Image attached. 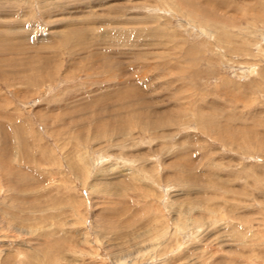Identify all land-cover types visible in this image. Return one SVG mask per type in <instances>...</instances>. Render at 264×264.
Returning <instances> with one entry per match:
<instances>
[{
	"label": "rangeland",
	"instance_id": "1",
	"mask_svg": "<svg viewBox=\"0 0 264 264\" xmlns=\"http://www.w3.org/2000/svg\"><path fill=\"white\" fill-rule=\"evenodd\" d=\"M0 264H264V0H0Z\"/></svg>",
	"mask_w": 264,
	"mask_h": 264
},
{
	"label": "bare ground",
	"instance_id": "2",
	"mask_svg": "<svg viewBox=\"0 0 264 264\" xmlns=\"http://www.w3.org/2000/svg\"><path fill=\"white\" fill-rule=\"evenodd\" d=\"M206 3H207V2H206ZM199 11H200V10H199ZM209 26H210V25H209ZM18 37H19V36H18ZM104 37H105V36H104ZM12 39H13V38H12ZM12 39H11V40H12ZM17 39H18V38H17ZM29 39H30V38H28L27 40H29ZM5 40H6V39H5ZM15 40H16V39H15ZM18 40L21 41L20 39H18ZM22 40H24V39H22ZM105 40H107V39H105ZM7 41H8V40H7ZM19 41H18V42H19ZM25 41H26V40H25ZM5 42H6V41H5ZM12 42H15V41L12 40ZM12 42H11V43H12ZM6 43H7V42H6ZM8 43H9V42H8ZM60 43H61V42H60ZM20 44H21V43H20ZM44 44H45V43H44ZM12 45H15V44H12ZM18 45H19V44H18ZM45 45L47 46V44H45ZM1 46H2V45H1ZM3 46H4V45H3ZM8 46H9V45H8ZM7 48H9V47H7ZM18 48H20V47H16V48H13V49H14V50H15V49L18 50ZM54 48H55V47H54ZM11 50H12V49H11ZM16 52H17V51H16ZM16 52H15V53H16ZM13 53H14V52H13ZM10 54H12V53H10ZM15 62H16V61H15ZM5 73H6V72H5ZM5 73H3V74L5 75ZM7 73H8V72H7ZM8 75H10V74L8 73ZM16 75H17V74H16ZM21 75H22V74H20V76H21ZM2 76H3V75H2ZM126 87H127V86H126ZM118 89H119V88H118ZM120 91H121V90H120ZM207 125H208V124H207ZM130 127H131V126H130ZM209 127H210V126H209ZM203 129H204V128H203ZM67 157H68V156H67ZM13 214H15V213H13ZM13 214H12V215H13ZM8 255H10V254H8ZM30 258H31V257H30ZM33 258H35V256H34ZM10 259H11V258H10ZM3 260H4V259H3ZM4 261H5V260H4ZM7 261L9 262V260H7ZM2 262H3V261H2ZM5 263H6V262H5Z\"/></svg>",
	"mask_w": 264,
	"mask_h": 264
}]
</instances>
